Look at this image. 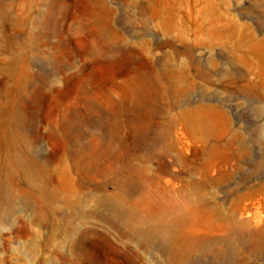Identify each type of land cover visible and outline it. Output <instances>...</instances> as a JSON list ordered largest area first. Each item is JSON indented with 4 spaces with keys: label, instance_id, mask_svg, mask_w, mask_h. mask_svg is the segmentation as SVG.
I'll list each match as a JSON object with an SVG mask.
<instances>
[{
    "label": "rangeland",
    "instance_id": "1",
    "mask_svg": "<svg viewBox=\"0 0 264 264\" xmlns=\"http://www.w3.org/2000/svg\"><path fill=\"white\" fill-rule=\"evenodd\" d=\"M4 1L0 264H166L159 249L89 212L108 214L103 200L114 191L98 187V163L86 167L80 188L70 181L64 120L71 119L72 134L81 128L86 142L102 133L98 117L75 118L86 113L78 91L117 111L112 138L164 137L163 152L146 163L149 173L217 224L247 222L238 259L264 264V238L254 245L250 237L264 229V0ZM49 5L58 11L54 26H36L32 17ZM100 37L115 51L102 54ZM148 107L158 109L155 119ZM11 140L36 155L51 185L63 182L52 207L42 185L15 167ZM121 170L114 165L110 176ZM223 234L216 239L225 248Z\"/></svg>",
    "mask_w": 264,
    "mask_h": 264
},
{
    "label": "bare ground",
    "instance_id": "2",
    "mask_svg": "<svg viewBox=\"0 0 264 264\" xmlns=\"http://www.w3.org/2000/svg\"><path fill=\"white\" fill-rule=\"evenodd\" d=\"M41 2L42 0H37L30 3V5L33 4L36 7ZM5 5V1L0 0V9ZM57 12L54 5H49L45 11H38L32 17L33 23L38 27L50 28L54 26ZM100 46L102 54L115 51L114 47L104 37L101 39ZM140 79L144 83L147 81L144 76ZM77 94L82 100L86 113L81 114L78 112L75 114V118L83 123L88 118H86L87 114L93 118L98 117L101 122L102 133L93 138L91 142H86L81 135V128H79V132L72 134L71 119L64 120V137L70 145V147L64 149V152L70 157V163L66 165L70 181L80 188L85 180L83 173L86 167L98 163L96 175L102 180L97 181L98 187L105 189L108 184L114 186V191L103 200V205L107 207L109 213L105 215L98 209H91L89 212L98 213L106 221L120 227L123 235L137 240L144 246L159 249L164 255L166 264H199L204 262L206 256H211L212 259L205 264H241L242 261L238 259L239 254L237 255L236 244L240 239L241 232L247 228V222L238 223L229 220L230 223L223 221L217 224L216 220L212 218L213 215L211 216L208 212H201L196 206L192 205L185 196L186 194L180 196L183 197L182 200L176 198L168 188L160 184L158 178L149 173L146 165L158 153L163 152L162 142L165 138L160 135L157 139L145 137L142 139L116 140L109 136L107 131L112 124L119 123L117 111L98 106L92 101V97L84 91H78ZM147 111L151 119H155L158 115L157 108L148 107ZM39 138L38 136L36 140H39ZM116 143L119 145L117 150H115ZM7 146L10 149L13 148L11 159L15 162V167L17 166L23 171L29 178L30 183L42 185L49 206L55 205L59 200V192L63 182L60 181L57 185H51L52 174H43L42 176V170L37 164L36 155H29L26 150L18 146L16 141L11 140ZM103 158L108 159V162L104 165L100 164V159ZM135 158L144 160V163L134 162L133 159ZM114 165L122 167L121 173L117 177L110 176ZM160 168L162 172L168 173L164 163ZM73 172L78 173V176H72ZM220 229L224 233L222 241L225 248L217 244L216 234ZM233 234L237 235L234 239H232ZM102 236L106 238V236ZM250 237L254 245H259L261 239L264 238V229L251 230Z\"/></svg>",
    "mask_w": 264,
    "mask_h": 264
}]
</instances>
